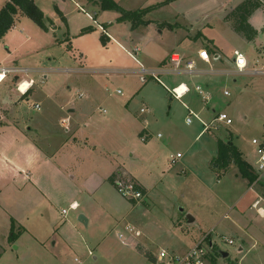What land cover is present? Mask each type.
I'll return each mask as SVG.
<instances>
[{"label": "crops", "instance_id": "crops-1", "mask_svg": "<svg viewBox=\"0 0 264 264\" xmlns=\"http://www.w3.org/2000/svg\"><path fill=\"white\" fill-rule=\"evenodd\" d=\"M242 1L216 0L224 10L221 14L222 30L229 36V41L240 44H244L243 39H248L234 30L228 14ZM260 1L262 6L257 9H261L264 14V0ZM5 2L6 0H4ZM85 2L92 4L88 0ZM58 9L63 12L62 18H65L66 14L70 12L63 11V6ZM256 10L248 16V22L258 33L254 24ZM82 12L84 13L81 17L79 14L82 23L78 27L72 28L73 25L70 23L64 25L58 15L54 14L52 22L48 26L50 29L47 28L49 32L57 28L63 31L68 42H51V44L67 45L68 49L65 53L69 52L70 48V54L73 55L71 61L66 59L63 65H54L56 57L45 53L46 55L33 58L31 64L23 60V55L20 57L22 64L17 63L16 58L7 56L5 59L8 60V64H0V67L27 68V73L10 74L12 80L7 84L16 83L17 85L22 79H33V86L36 83L43 84V86L46 84L49 89L57 81L56 78H52V73L78 74L79 77H77L79 83L74 86L68 84L62 88L61 91L66 94L63 97L64 101L56 100L58 92L53 94L48 90H43L40 86V89L45 93L43 98L49 99L47 104L43 106L44 102L38 100L34 104L39 103V108H36L32 103L27 105L28 109L26 110L21 107L24 102L21 100V96L35 93L33 86L24 95L17 92L19 96L17 99L7 95L3 96L0 89V195L3 196L7 191L12 192L16 197L12 212H9L4 202L0 201V264L5 261H10L11 264H18V262L19 264H34L36 260H41L44 264H53L54 259L59 260L62 264H81L82 260L74 257V252L88 247V251H92L93 254V250L89 248L90 244L100 250L108 243L107 239L110 234H114L125 246L142 247V245L139 246L135 237L141 236L142 231L138 227H143L144 224L134 220V212L139 210L145 199L149 198L152 191L158 186H163L165 189L167 187L174 193L178 192L180 184L188 189L191 183L194 185L193 187H197L199 183L200 188L205 190L204 198H201V205L204 204L207 209L205 208L202 215L199 208V212L196 214L192 210L190 200L187 201L188 204H184V207L188 209L186 216L188 221L194 222L200 230L203 229V223L208 221V225L211 223L209 231L205 230L200 238L191 231V234L182 239L165 240L166 243L175 249L182 248L180 251L184 252L207 235L209 241L214 244L210 232L222 220H226L223 226L232 231L236 237L244 242L243 237L248 236L250 243L248 250L255 247L260 242L259 238L264 237V183L260 182L257 175V179L249 184L247 179L239 174L238 168L233 162L227 164L226 170L211 163L217 155L218 139L226 140L229 135L231 142L253 170L256 160L254 150L243 143L238 132L233 128H229L226 139L219 136L214 139V142L212 140V146L210 143L208 145V140L205 142L206 144L198 143L197 145L196 143L210 128L204 131L197 118L191 117V122H186V118L189 116V110L206 122H209L216 113L223 112L226 106H233V110L239 111V107L229 100L231 94L226 87V82L230 80V76L239 74L264 75L262 72L252 71L264 68V61L258 54L253 59L244 56L247 70L237 72L234 69L233 57L234 50L241 52L238 46L228 42L227 51L231 55L230 53L225 54L222 48L212 40L211 45L209 43L205 46L196 45L188 50L171 51V53H179L184 59H194L197 73L189 74L183 70L171 72L168 63L169 56L164 57L159 64L155 62L154 66L144 64L139 59L140 46L128 47L125 44L128 40L127 37H119L120 35L116 31L110 30L111 27L108 25L112 24L111 18L100 21L97 19V13L94 12L92 15L87 11ZM24 17L25 15L20 12L15 15L14 23L7 35L10 41L20 38L22 42L26 43L30 40V35H26L21 27L25 25L22 22ZM87 26H91L94 32L99 33V37L100 34H104L99 26L103 27L107 32L104 34L107 41L114 44L118 52L116 51L114 55L104 59L94 55L95 50L87 44H76V47H72L69 34H80L81 29ZM51 39L53 38L51 37ZM37 48H35L36 54L38 50L43 49V47ZM200 48L207 49L210 55L209 63L198 58L197 51ZM76 51L81 58L76 57ZM12 54L13 51L10 52V57H14ZM62 60L57 59L56 61L60 64ZM104 60H108L106 65L93 66ZM78 61L80 63L77 64ZM164 63L170 70L159 73L162 83L140 70L141 67L148 70L155 69ZM181 69H183V65ZM117 75L134 78V86L125 90L123 98L118 96L122 94L119 88L110 89L109 83L102 80L103 76L115 77ZM177 75L185 77V80L174 84L176 79L172 76ZM7 78L8 75L0 82V85ZM162 78L169 79V82L173 83L171 87L183 83L189 88L182 98L176 99L173 106L170 104V91ZM150 79H154L158 84ZM222 82L224 85L220 89L219 85ZM195 84H199L208 96L206 101L194 90ZM225 90L229 94L225 95ZM133 97L139 100L140 105L137 109L133 108L132 110L129 99ZM110 98L115 100L108 102ZM106 102H108L110 114H107V109L103 107ZM141 107H145L146 110L141 112ZM174 107L175 109L172 110ZM27 110L29 111L27 112ZM180 110L183 124L187 126L185 131L180 129L174 119V114ZM32 111H38V113L33 115ZM127 121L132 124L134 121L141 123V128L137 133L140 140L136 139V144H130L128 134L122 133L120 126L126 124ZM97 122H103V130L108 131L111 136L101 137L102 140H100L99 135H93L90 132L91 127L95 128ZM10 123L13 125L10 126ZM193 123L197 127L201 126V129L193 128ZM221 125L225 124L218 123L217 128ZM107 126L109 130L105 129ZM99 127L102 128L100 125ZM217 128H214V131ZM98 130L99 128L96 131ZM143 134H147L145 139L141 138ZM183 143L186 144L185 150L179 152L178 146ZM178 152L180 156L176 157ZM172 158H174L173 163L171 162ZM119 172L132 177L143 188L144 197L141 200L130 201L117 192L111 178ZM186 173L190 175H182ZM250 193H253V197L251 196L249 201L245 202L246 196L248 197ZM215 199L217 200L216 204L214 203ZM37 201L39 205L42 204L43 207H46L44 210L51 211V215L55 213L59 215V220L53 222L52 226L48 227L49 229H42L37 223ZM73 202L77 206L69 208ZM243 204L247 205V210L242 209ZM64 208L67 210L62 213ZM101 209H105L108 214L111 211L121 214L118 217L119 213H114L109 221L106 217L105 220L108 222L105 228L100 234L95 235V229H89V226L93 227L92 222L95 223L92 216L94 211ZM222 210L223 213L219 215ZM252 214L258 218L252 217ZM189 216L192 217V220L189 219ZM39 217L42 218V214ZM51 220L55 221L56 218L53 217ZM43 221L45 222V219ZM122 224L123 229L120 230L118 226ZM100 225L102 226V220ZM94 236H96L95 239ZM10 246H12L15 255L9 251ZM242 247L239 245L238 249L242 250ZM7 254L9 256L5 258ZM71 255H73L72 258ZM75 258L79 259L80 263L76 262ZM209 263L212 262L209 261Z\"/></svg>", "mask_w": 264, "mask_h": 264}, {"label": "rangeland", "instance_id": "rangeland-1", "mask_svg": "<svg viewBox=\"0 0 264 264\" xmlns=\"http://www.w3.org/2000/svg\"><path fill=\"white\" fill-rule=\"evenodd\" d=\"M33 1L43 11V21L47 28H49V23L52 22V17L54 14L58 15L64 25H66V23L73 25L72 28L76 26L78 27L79 24L82 23L79 18V14H81V17L84 13L82 11H87L92 15H94V12L97 13V19L100 21H106L107 19L111 18L112 24L108 25L111 27H109L110 30L116 31L118 35H120L119 37H127L128 40H126L127 42L125 44L128 47L134 45L140 46L141 51L139 54V59L146 65L148 64L150 66H154L156 65L155 62H158L157 64H159L164 57H168L170 55L172 50L183 51L188 50L191 47L193 48L196 45L205 46L209 43V45H211L212 40L214 43H217L220 48H222L225 54L230 53L227 51V46L229 47L228 42H230L231 45L235 44L238 46L246 58L253 59L258 54L262 61H264V14L261 9H257L254 14V24L258 29V33L253 40L248 41L242 38L244 44H240L235 41H229V36L226 35L222 30L223 19L221 14L224 12V10L223 7L217 4L216 0H114L125 10H131L129 8L147 9L146 12L141 15L142 22L133 27L131 20H117V17L121 14L119 10L101 9L99 1H88L92 2V4H87L85 0ZM3 3L4 0H0V7L3 5ZM60 6L64 7L63 11H70L67 14L64 12L66 14L65 18L61 17L63 12L59 11L58 7ZM22 22L25 23V25L21 26L20 24V26L23 28V31L26 35H30V40L26 43L25 41L22 42L20 38L10 41L7 38L10 30L1 36L0 64H8V60L5 59V56L9 58H16L17 63L19 64H22L20 63L21 55H23V60L28 64H31V60H33V58L36 59L37 57H41L42 55L46 54L56 57L55 63L53 61L54 65H63L66 59H69L70 61L73 59V55L70 54V48L69 52L65 53V51L68 49L67 45L61 44V46H59L58 44H51V42H68V39L65 38L63 31H60L57 28L56 30L49 32L47 29L41 28L27 16L22 19ZM51 37L53 39H51ZM69 40L71 41L72 47H76V44H87L90 47H93L95 50L93 54L99 58L103 57L104 59H107L111 55H114V53L117 51V47L114 46V44L109 43V41H106L103 44L100 40L99 33L94 32L93 29L86 32H81L80 34L71 33L69 34ZM83 40L85 41L83 42ZM30 46L32 47L29 48ZM37 47H43V49L38 50L36 54L35 48ZM28 50L30 51L28 52ZM11 51H13L12 55L14 57H10L9 54ZM164 52H166L165 55ZM75 54L76 57H80L77 51ZM57 59L63 60L59 64L56 61ZM107 62L108 60H104L102 63H96L93 66L106 65ZM76 63L78 64L80 62L78 61ZM52 75V78H56L57 81L49 89L46 84L43 86V84L39 85L36 83L33 86L35 93H29V95L27 94L26 96H21V100L24 101L21 106L22 109H28L27 105L32 103L34 105V103L38 100H42L44 102L43 106H45L49 99L43 98L45 93L42 91V89L48 90V92H52L53 94L58 92L56 100L64 101L63 97L66 94L61 91L62 88L66 87L68 84L74 86L75 84L79 83L77 80L78 74L59 72L52 73ZM22 77H24V75H22ZM92 77H94V75H92ZM172 77L176 79L174 84L180 80H185V77L181 75ZM48 78L50 79L49 76ZM229 79L230 80H227L226 82V87L230 90L231 94L229 96V100H231L235 106L239 107V111L233 110V106H226L223 109V112L227 113V115L231 118L232 123L228 126L221 125L215 131L213 126H211L210 130L208 131L204 130L206 131L205 135L202 136L196 144H206L205 142L208 140V145L210 143V146H212V140L214 142V139L219 136H222L226 139V133L228 134L230 130L229 128H233L238 132V135L243 140V143H246L251 149L254 150V155L257 159L255 147L251 143V139L253 137H260L264 133V75L239 74L230 76ZM10 80H12V77L10 74H8V78L1 83L0 89L2 90L3 96L7 95L10 98L17 99L18 90L16 89V83L7 84L10 82ZM102 80H105L109 83L108 86L110 89L119 88L122 91V94L118 96L121 98H123L125 95V90L131 89L132 85L134 86L135 84L134 78H131V76L127 77L125 75H117L115 77L103 76ZM150 80L154 81V79ZM162 80L165 82L170 91L173 83L169 82V79L167 78H162ZM27 85L28 83L24 82L20 89H26ZM223 85L224 84L222 82L219 85V88L222 89ZM40 86L42 89H40ZM170 97V104L173 106L176 99L171 96V93ZM114 100V98H110L108 102ZM129 101L132 110L133 108L137 109L140 105L139 100L135 97L130 98ZM108 102L104 103L103 107L107 109V114H110ZM174 109L175 107L172 110ZM28 111L29 110H27V112ZM37 113L38 111H32L33 115ZM174 119L178 123L181 130L185 131L187 129V126H184L185 124H183L184 121L182 119L181 110L176 111V114H174ZM9 125L12 126L13 123H10ZM99 125L102 126V128L99 127ZM192 125L193 128L197 127L195 123ZM120 127L122 129V133L128 134L130 144H136V139L140 140L137 135L141 128L140 122L134 121V124H132L127 121L126 124L121 125ZM199 127H197L198 130L201 129V126ZM95 128L96 130L99 128L100 131H96ZM95 128L94 126L91 127L90 132H92L93 135H99L100 140H102L101 137L104 138L106 136H111L108 131L103 130V122H97L95 124ZM105 129L109 130V127L107 126ZM241 139L239 138V140ZM191 140H193L192 137ZM185 146V143L180 144L178 146L179 152H184ZM182 175L189 176L190 174L186 173ZM257 175L258 179H260V182L264 183V171L257 173ZM181 177L184 178L183 176ZM179 186L180 188L178 189V192L175 191L174 193L173 191L171 192V190L167 189V187L165 189L163 186H158L152 191L150 197L145 199V202L141 205V207H139V210L134 212V220L144 224L143 227H138V229L142 231L141 236L135 237L136 241L139 243V246L142 245V247L135 248L131 246H125L120 242L119 238L115 237L114 234H110L107 239L108 243L103 246L104 248L102 247L100 250H98L94 248L92 244H90L91 247L89 248L93 250L92 255L88 254L89 249L88 247H85L82 250L78 249L75 251L74 257L82 260L81 264H156L155 257L161 248L167 249L170 252L173 251L175 253H182L180 251L182 248H172L166 243L165 240L182 239L186 235L191 234V231L193 234H196L198 238H200L204 234L205 230L210 228L211 223L208 225V221L204 222L203 229L200 230L195 226L196 224L194 222H189L188 217L186 216L188 209L187 207H184V204H188L187 201L189 202L191 200L190 205L196 214L199 212V208L202 211V215L205 212V208L207 209V206H204V204L203 206L201 205V198H204L205 194V190L200 188L201 185L198 183L197 187H193L194 185L191 183L188 189L183 184H180ZM251 196L253 197V193L248 194V197L246 196L245 202L249 201ZM14 198L16 197H14L12 192L6 191L3 196L0 195V201L4 202L6 209L9 210V212L13 211ZM37 203V223L42 229H49L53 222L59 220V215L57 213L51 215V211L48 209L47 211L44 210L46 207H43L42 204L39 205L38 201ZM214 203H217L216 199L214 200ZM242 209L247 210V205L243 204ZM40 213L42 214V218L39 217V215H41ZM114 213L117 214L119 212L111 211L108 214L105 209L95 210L93 214L91 213L95 219V223L92 222L93 227L90 225L89 229H95V235L100 234ZM222 213L223 210L219 212V215ZM120 214L121 213H119L118 217ZM254 216L255 219L258 218L255 214H252V217ZM53 217L56 218L55 221L51 220ZM106 217H108V221L105 220ZM115 217H117V215H115ZM43 219H45V222ZM101 220L102 226L100 225ZM225 221L226 220H222L219 225L217 224L216 227L213 228V231L210 232V237L215 244V247L221 251L227 252L228 255L223 257L212 248L208 254V260L211 262L210 257H214L216 262L209 264H264V237L259 238L260 242L257 243L255 247L248 250L250 246V243L248 242V236L243 237V242L239 237H236L232 231H229V229L223 226ZM118 227L120 230H122L123 224ZM223 235L230 237L234 243L229 244L225 242L222 238ZM93 238L95 239L96 236ZM239 245L243 246L242 250L238 249ZM11 247L12 246H10L9 251L15 255V252L12 251ZM8 256L9 254H7L5 258H8ZM72 257L73 255H71V258ZM11 263L12 262L10 261L3 262V264ZM34 264L44 263H42L41 260H36ZM53 264L62 263L59 260L54 259Z\"/></svg>", "mask_w": 264, "mask_h": 264}, {"label": "built area", "instance_id": "built-area-1", "mask_svg": "<svg viewBox=\"0 0 264 264\" xmlns=\"http://www.w3.org/2000/svg\"><path fill=\"white\" fill-rule=\"evenodd\" d=\"M100 29L104 34H107L106 30L99 26ZM135 51H137V48H135ZM197 56L202 61L209 63L210 61V55L205 48H200L197 51ZM168 63L170 64L171 72H178L180 70H183L186 73L192 74L197 73L195 69V60L192 58L184 59L179 53L172 52L170 53L168 57ZM233 63H234V69L237 72H245L246 69V59L244 55L241 52H238L237 50H234V57H233ZM183 65V69H181V66ZM167 64H162L158 68L155 69H145L141 67V72L149 74L152 78L157 80L159 83H162V81L159 79V73L166 72L170 69L167 68ZM254 72H262L264 73V68L252 70ZM27 73V68L24 67H10V66H1L0 67V82L8 75V74H18V73ZM27 82V88L22 90L20 89V86ZM34 81L33 79H22L19 81V83L16 85V89L18 92H20L21 95L26 94V92L33 86ZM183 86V87H182ZM194 90L197 92L198 95L203 100H207L208 96L204 93V90L201 88L199 84H195ZM189 91V88L187 85L183 83H178L177 85L171 87L170 93L171 96L175 99H180L182 96ZM119 92V90H117ZM224 94L227 95L229 92L227 90L224 91ZM36 108H38V104H34ZM145 107H141L140 111H145ZM191 117H195L199 120L200 124L202 125L203 130H208L211 126L213 128H217L218 123H224L225 125H228L232 122L231 118L227 115L225 112H218L216 113L213 118L206 122L203 119L199 118V116L194 113L193 111L189 110V116L186 118V122H191ZM160 136V134H157ZM147 134H143L141 136L142 139H145ZM251 143L255 147V152L257 154V159L255 160V172L260 173L264 171V133L260 137H253L251 139ZM176 157L180 156V153H176ZM171 162H174V158L171 159ZM115 189L117 192L124 198L130 201H139L144 197V193L140 190L138 187V183L130 176H127L122 173L115 174L113 181H112ZM77 205L75 202L71 203L69 205V208H75ZM67 209H62V213H65ZM223 240L229 244H233V240L230 237H226L225 235L222 236ZM213 244L209 241L207 235L203 236L197 243H195L193 246H191L189 249L182 253H175L170 252L167 249L161 248L157 256L155 257V263L156 264H209L208 261V254L210 250L212 249ZM219 254H221L220 250H217ZM89 255H92V251H88ZM75 261L80 263V260L75 258Z\"/></svg>", "mask_w": 264, "mask_h": 264}, {"label": "trees", "instance_id": "trees-1", "mask_svg": "<svg viewBox=\"0 0 264 264\" xmlns=\"http://www.w3.org/2000/svg\"><path fill=\"white\" fill-rule=\"evenodd\" d=\"M88 1H99L101 9L119 10L121 14L117 17V20H131L132 27L137 26L140 22H142L141 15L147 10L146 8L125 10L114 0ZM261 6L262 2L260 0H243L228 14V18L232 20L234 30L241 33L248 40H251L257 33V31L248 22V16ZM18 12L29 17L41 28L47 29V26L43 21V11L34 3L33 0H6L4 5L0 8V37L12 27L15 15ZM91 29V26H87L82 28L81 32H86ZM100 40L104 44L108 39L106 38V35L100 34ZM229 137L226 140L218 139L217 155L212 159L211 163L217 164L219 168L226 170L227 164L233 162L238 168L239 174L246 178L250 184L257 179V173L253 170L251 165L242 158L241 152L231 142V138ZM113 178H111V181H113ZM138 187L142 192H144L140 185H138ZM212 248L216 251L214 244ZM210 258L212 263L216 262L214 257Z\"/></svg>", "mask_w": 264, "mask_h": 264}, {"label": "water", "instance_id": "water-1", "mask_svg": "<svg viewBox=\"0 0 264 264\" xmlns=\"http://www.w3.org/2000/svg\"><path fill=\"white\" fill-rule=\"evenodd\" d=\"M189 219H191V220H192V217H190V216H189ZM221 252H222V251H221ZM222 255H223V257H225V256H227V255H228V253H227V252H225V251H223V252H222Z\"/></svg>", "mask_w": 264, "mask_h": 264}, {"label": "bare ground", "instance_id": "bare-ground-1", "mask_svg": "<svg viewBox=\"0 0 264 264\" xmlns=\"http://www.w3.org/2000/svg\"><path fill=\"white\" fill-rule=\"evenodd\" d=\"M0 75H1V73H0ZM183 87V86H182ZM20 88H21V86H20Z\"/></svg>", "mask_w": 264, "mask_h": 264}]
</instances>
